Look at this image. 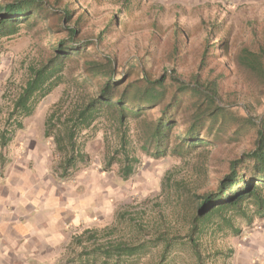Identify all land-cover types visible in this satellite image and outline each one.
I'll return each mask as SVG.
<instances>
[{"label": "rangeland", "instance_id": "obj_1", "mask_svg": "<svg viewBox=\"0 0 264 264\" xmlns=\"http://www.w3.org/2000/svg\"><path fill=\"white\" fill-rule=\"evenodd\" d=\"M7 1L0 0V6ZM68 2L70 9L76 8V14L85 10L81 35L87 38L95 37L112 19L104 40L107 47L98 46L99 55L113 56L117 76L129 74L132 80L141 75L154 79L171 68L187 78L195 70L211 23H220V34L230 44V57L242 45L254 49L258 41L264 40V0H61V4ZM55 31L48 28V22L41 21L30 27L22 25L18 34L0 40V126L6 119L5 128L15 129L14 133L42 134L52 111H68L72 101L91 91L80 83V58L65 62L61 82L37 102L32 113L7 120L12 101L27 80L28 67L44 62L64 37L63 32ZM176 40L182 45L173 58L170 45ZM88 52L97 53L94 48ZM229 56L222 58L228 68L219 87L222 103L241 118L244 113V117L258 121L264 111V88L248 81L242 70L231 64ZM221 69L222 65L215 72ZM161 106L148 108L140 116L130 115L120 126L108 114H102L80 136L87 157L77 165L71 180L70 175L61 176V156L46 138L50 173L58 170V178L62 179L58 181L73 185L84 202H99L97 214L91 217L94 221L84 224L82 230L96 232L101 241H136L147 233L170 239L184 237L199 196L214 189L229 160L250 147L252 137L247 133L215 145L194 144L185 154L153 158L142 144H147L146 137ZM185 130L186 126L177 121L174 133ZM121 134L125 135L123 150L137 159L127 179L119 171L123 157L119 150ZM109 157L113 160L108 165ZM236 223L240 227L237 235L223 229L200 237L203 264H264V217H254L251 223L237 219ZM176 239L170 240L166 258L170 263L163 264H198L188 240ZM162 246L163 240L148 245L150 248L135 264H155Z\"/></svg>", "mask_w": 264, "mask_h": 264}, {"label": "trees", "instance_id": "obj_2", "mask_svg": "<svg viewBox=\"0 0 264 264\" xmlns=\"http://www.w3.org/2000/svg\"><path fill=\"white\" fill-rule=\"evenodd\" d=\"M70 4H61V0L52 3L9 0L0 6V40L18 34L22 25L30 27L41 21L48 22L49 29L64 33L44 62L28 67L27 80L12 101L7 120L30 115L37 102L61 82L65 62L80 58L83 72L80 83L91 91L72 101L68 111H52L44 123V135L51 138L55 153L61 156L58 164L62 177H68L86 159L85 141L80 136L85 135L105 113L120 126L130 115L140 116L148 108L162 103L146 137L147 144H142V149L156 159L185 154L194 144L215 145L250 133V147L229 160L226 172L214 189L199 196L187 234L177 237L180 241L188 240L198 264H203L198 248L200 237L223 229L237 235L240 232L237 219L251 223L254 217H264V111L255 121L244 117V113L241 118L222 103L219 87L228 75L222 58L230 55V44L220 34V23L209 25L195 70L187 78L176 68H171L154 79L141 75L132 80L129 74L117 76L113 56L99 55L98 46L104 44L107 47L104 40L112 19L95 37L87 38L81 35L86 23L85 10L76 14V8L70 9ZM262 26L264 30V22ZM181 45L177 40L170 45L173 58ZM89 48H94L97 53H89ZM230 59L248 81L264 88V40L258 41L254 49L242 45ZM221 65L222 69L215 72ZM179 120L186 130L174 133ZM16 125L21 126L19 121ZM119 139V150L123 152L119 171L127 179L133 173L137 159L123 150L125 135L121 134ZM112 160L113 157H109L107 164ZM146 235L129 242L108 240L82 254L94 253V259L102 257L99 264H135L150 248L148 245L163 240L155 263L163 264L167 261L170 240L176 236L170 239L163 234Z\"/></svg>", "mask_w": 264, "mask_h": 264}, {"label": "crops", "instance_id": "obj_3", "mask_svg": "<svg viewBox=\"0 0 264 264\" xmlns=\"http://www.w3.org/2000/svg\"><path fill=\"white\" fill-rule=\"evenodd\" d=\"M5 121L0 126V264H99L102 257L82 254L108 241L82 230L94 221L99 202H84L73 185L58 181V170L50 173L44 131L14 133Z\"/></svg>", "mask_w": 264, "mask_h": 264}]
</instances>
